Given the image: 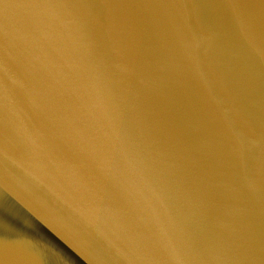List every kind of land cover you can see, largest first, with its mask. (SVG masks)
I'll return each mask as SVG.
<instances>
[{
  "label": "water",
  "instance_id": "obj_1",
  "mask_svg": "<svg viewBox=\"0 0 264 264\" xmlns=\"http://www.w3.org/2000/svg\"><path fill=\"white\" fill-rule=\"evenodd\" d=\"M0 264H264V0H0Z\"/></svg>",
  "mask_w": 264,
  "mask_h": 264
}]
</instances>
